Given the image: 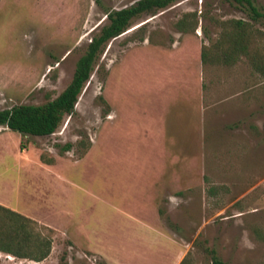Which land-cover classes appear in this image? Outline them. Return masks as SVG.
Instances as JSON below:
<instances>
[{"label":"rangeland","instance_id":"374dc122","mask_svg":"<svg viewBox=\"0 0 264 264\" xmlns=\"http://www.w3.org/2000/svg\"><path fill=\"white\" fill-rule=\"evenodd\" d=\"M135 1L0 0V109L55 97L106 13ZM251 1L264 13V0ZM229 19L249 36L223 63L213 57ZM255 53L264 19L246 6L175 0L105 43L51 134L0 125V204L51 237L43 259L0 252V264H211L210 249L224 264H264Z\"/></svg>","mask_w":264,"mask_h":264},{"label":"trees","instance_id":"16d2710c","mask_svg":"<svg viewBox=\"0 0 264 264\" xmlns=\"http://www.w3.org/2000/svg\"><path fill=\"white\" fill-rule=\"evenodd\" d=\"M175 0H136L129 6L108 11V22L101 26L86 44L82 54L76 59L70 80L65 87L53 98L40 104H17L0 109V125L9 130L34 136L51 134L65 114L72 112L74 103L84 82L88 79L97 53L105 43L119 35L129 24L131 18L145 11H152L168 6ZM239 6H246L251 19H264V13L258 11L251 0H233ZM227 28L220 34V54L213 57L229 63L237 52L245 53L248 42V23L241 19H229ZM208 48L203 45L201 59L205 60ZM252 64L264 74V54L255 53ZM25 147L19 141V149ZM40 159L44 163H52V158ZM38 222L7 206L0 204V252L17 258H27L33 261L43 259L49 252L51 237L42 236L34 230ZM49 231L52 229L43 225ZM211 264H224L213 250H209ZM182 257L178 264H184Z\"/></svg>","mask_w":264,"mask_h":264},{"label":"crops","instance_id":"0c3cea01","mask_svg":"<svg viewBox=\"0 0 264 264\" xmlns=\"http://www.w3.org/2000/svg\"><path fill=\"white\" fill-rule=\"evenodd\" d=\"M3 205V204H2ZM5 206V205H4ZM10 208V207H9ZM12 209V208H11ZM14 210V209H13ZM16 211V210H15ZM18 212V211H17ZM20 213V212H19ZM22 214V213H21ZM24 215V214H23ZM26 216V215H25ZM28 217H30V216H28ZM30 218H32V217H30ZM32 219H34V218H32ZM35 220V219H34Z\"/></svg>","mask_w":264,"mask_h":264}]
</instances>
